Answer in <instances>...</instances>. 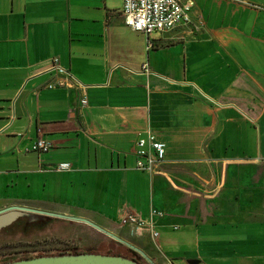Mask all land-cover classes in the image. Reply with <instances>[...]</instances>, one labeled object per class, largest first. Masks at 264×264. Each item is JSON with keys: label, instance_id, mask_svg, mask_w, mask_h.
I'll list each match as a JSON object with an SVG mask.
<instances>
[{"label": "crops", "instance_id": "obj_1", "mask_svg": "<svg viewBox=\"0 0 264 264\" xmlns=\"http://www.w3.org/2000/svg\"><path fill=\"white\" fill-rule=\"evenodd\" d=\"M122 8L0 0V210L129 234L122 220L138 215L159 233L133 234L156 264H264V11L196 0L198 28L147 37ZM147 129L166 144L155 175L134 168ZM38 139L50 151H33Z\"/></svg>", "mask_w": 264, "mask_h": 264}, {"label": "built area", "instance_id": "obj_2", "mask_svg": "<svg viewBox=\"0 0 264 264\" xmlns=\"http://www.w3.org/2000/svg\"><path fill=\"white\" fill-rule=\"evenodd\" d=\"M239 1V0H233ZM123 16L125 25L133 32L142 33L149 37L154 33H169L175 29L194 24L198 28L202 21L192 17V12L196 7V0H122ZM242 3L255 10H263L261 6H257L242 0ZM153 44L148 39L147 50L151 49ZM54 68L60 73L65 71L60 68L58 60H53ZM147 71V65L143 66ZM66 85L61 81L53 82L48 85L49 89L57 86ZM87 104L86 96H82L81 106ZM52 148L51 142L38 139L34 142L32 150L40 153H46ZM135 170L145 172L150 175L160 173V168L165 162L166 144L160 141L156 135L149 129L138 134L135 143L134 152ZM54 171H69L71 165L69 163H61L55 166ZM152 216L163 217L162 212H152ZM123 225L128 226L131 233L135 236H142V232H147L150 239L157 240L159 233L155 229L153 221H147L138 215H126L122 220Z\"/></svg>", "mask_w": 264, "mask_h": 264}, {"label": "rangeland", "instance_id": "obj_3", "mask_svg": "<svg viewBox=\"0 0 264 264\" xmlns=\"http://www.w3.org/2000/svg\"><path fill=\"white\" fill-rule=\"evenodd\" d=\"M154 35V34H153ZM151 35V36H153ZM38 217L37 215H33ZM125 228L121 231L114 232L121 238L127 239L135 246H140V241L133 234L125 232ZM110 240L108 236L96 232L90 227L80 224L61 223L53 226L50 230H29L28 232H5L0 233V261L4 259L15 258L10 257V254L22 252L33 245H41L40 247L47 248L46 254L56 253L59 250L80 251H105V244ZM163 240V238H161ZM34 242V243H32ZM44 242V243H43ZM29 243H31L29 245Z\"/></svg>", "mask_w": 264, "mask_h": 264}, {"label": "water", "instance_id": "obj_4", "mask_svg": "<svg viewBox=\"0 0 264 264\" xmlns=\"http://www.w3.org/2000/svg\"><path fill=\"white\" fill-rule=\"evenodd\" d=\"M37 215L52 217L58 219H65L73 222L84 223L98 232L108 236L110 239L122 244L128 249L137 253L146 264H156L142 249L135 246L124 238L119 237L115 233L97 225L96 223L85 218L70 216L66 214H59L54 212H47L43 210L28 208L24 206H10L0 210V229L11 224L18 217L24 215ZM3 264H140L136 261L124 258L122 256H110L95 253H84L78 255H60V256H42L32 259L18 260Z\"/></svg>", "mask_w": 264, "mask_h": 264}, {"label": "flooded vegetation", "instance_id": "obj_5", "mask_svg": "<svg viewBox=\"0 0 264 264\" xmlns=\"http://www.w3.org/2000/svg\"><path fill=\"white\" fill-rule=\"evenodd\" d=\"M61 223H69V224H80V225H85L86 227H90L84 223H78V222H73L65 219H58V218H52V217H45V216H38L35 217L33 215H24L21 217H18L16 220H14L11 224L2 227L0 229V233L5 232L8 230L9 232H28L30 229H37V230H50L53 228V226L60 224ZM93 229L92 227H90ZM94 231L98 232L97 230L93 229ZM114 241V240H113ZM116 242V241H115ZM34 243V242H32ZM44 243V242H43ZM118 243V242H116ZM31 243H29L30 245ZM120 244V243H118ZM122 245V244H121ZM41 245H31L30 248L22 250V252H15V254H10L11 256H14L15 258L11 259H4L0 261V264L2 263H8V262H13V261H18L21 259H26V258H31L34 256H38L39 254H46L45 250L47 248L40 247ZM57 252H70V250H59ZM56 252V253H57ZM97 251H84V253H96ZM146 264V262L144 261Z\"/></svg>", "mask_w": 264, "mask_h": 264}, {"label": "trees", "instance_id": "obj_6", "mask_svg": "<svg viewBox=\"0 0 264 264\" xmlns=\"http://www.w3.org/2000/svg\"><path fill=\"white\" fill-rule=\"evenodd\" d=\"M105 246V251L101 250L95 253V254H102V255H110V256H122L124 258H128L130 260L136 261L140 264H145L144 260L134 251L128 249L127 247L116 243L113 240H110ZM78 254H84L83 251H80L78 249L70 250V252H57V253H51V254H39L38 256H34L31 258L26 259H32L42 256H60V255H78ZM24 260V259H21ZM3 264V263H2Z\"/></svg>", "mask_w": 264, "mask_h": 264}]
</instances>
